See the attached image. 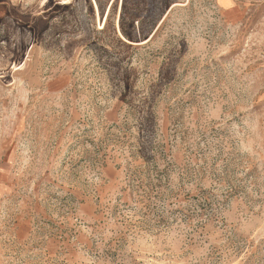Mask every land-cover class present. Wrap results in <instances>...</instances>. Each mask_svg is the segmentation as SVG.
Returning <instances> with one entry per match:
<instances>
[{
    "label": "rangeland",
    "instance_id": "374dc122",
    "mask_svg": "<svg viewBox=\"0 0 264 264\" xmlns=\"http://www.w3.org/2000/svg\"><path fill=\"white\" fill-rule=\"evenodd\" d=\"M0 264H264V0H0Z\"/></svg>",
    "mask_w": 264,
    "mask_h": 264
}]
</instances>
